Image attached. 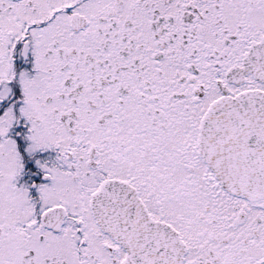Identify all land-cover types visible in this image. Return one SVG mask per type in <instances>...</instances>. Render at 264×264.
<instances>
[{
  "label": "snow or ice",
  "instance_id": "obj_1",
  "mask_svg": "<svg viewBox=\"0 0 264 264\" xmlns=\"http://www.w3.org/2000/svg\"><path fill=\"white\" fill-rule=\"evenodd\" d=\"M0 264H264V0H0Z\"/></svg>",
  "mask_w": 264,
  "mask_h": 264
}]
</instances>
